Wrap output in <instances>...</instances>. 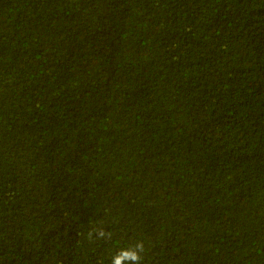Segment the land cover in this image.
I'll return each instance as SVG.
<instances>
[{
    "label": "trees",
    "instance_id": "trees-1",
    "mask_svg": "<svg viewBox=\"0 0 264 264\" xmlns=\"http://www.w3.org/2000/svg\"><path fill=\"white\" fill-rule=\"evenodd\" d=\"M0 264H264V0H0Z\"/></svg>",
    "mask_w": 264,
    "mask_h": 264
},
{
    "label": "clouds",
    "instance_id": "clouds-1",
    "mask_svg": "<svg viewBox=\"0 0 264 264\" xmlns=\"http://www.w3.org/2000/svg\"><path fill=\"white\" fill-rule=\"evenodd\" d=\"M139 247L141 248V250H143V244H142V243H140ZM135 258H136V259H140L139 256H136Z\"/></svg>",
    "mask_w": 264,
    "mask_h": 264
}]
</instances>
